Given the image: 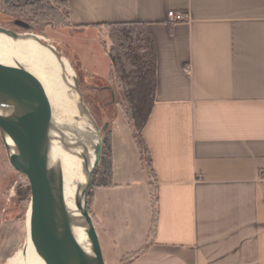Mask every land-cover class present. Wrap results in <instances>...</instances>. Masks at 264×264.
Returning <instances> with one entry per match:
<instances>
[{"label": "crops", "instance_id": "0c3cea01", "mask_svg": "<svg viewBox=\"0 0 264 264\" xmlns=\"http://www.w3.org/2000/svg\"><path fill=\"white\" fill-rule=\"evenodd\" d=\"M68 7L74 31L147 24L157 52L142 132L156 176L155 228L150 185L122 116L111 129L112 186L95 188L89 202L101 246L122 247L118 264L134 253L125 264H264V0ZM169 12L188 18L173 22Z\"/></svg>", "mask_w": 264, "mask_h": 264}, {"label": "water", "instance_id": "95a60500", "mask_svg": "<svg viewBox=\"0 0 264 264\" xmlns=\"http://www.w3.org/2000/svg\"><path fill=\"white\" fill-rule=\"evenodd\" d=\"M14 24L26 32L30 29L22 21ZM0 34L13 40L31 36L42 44L39 36L30 33L19 35L0 27ZM89 119L95 137L92 159L80 132L57 120L52 95L42 80L22 65L0 62V139L9 166L29 185L26 237L39 264H105L89 212L102 137L96 122ZM107 127L105 123L102 131ZM61 152L79 158L83 165L81 180L73 183L72 205L64 195Z\"/></svg>", "mask_w": 264, "mask_h": 264}, {"label": "trees", "instance_id": "16d2710c", "mask_svg": "<svg viewBox=\"0 0 264 264\" xmlns=\"http://www.w3.org/2000/svg\"><path fill=\"white\" fill-rule=\"evenodd\" d=\"M2 11L15 16L14 21H22L29 25L30 30H37L39 23L46 22V13L54 12L52 21L59 26L71 28L69 22L68 0H54L56 4L48 9L52 0H0ZM60 6L64 11L59 12ZM51 15V14H50ZM43 19V20H42ZM41 20V21H40ZM104 54L110 64V75L116 85L111 90V99L121 107L131 136L138 149L141 163L150 185L153 228L157 218V188L156 176L152 166L149 150L142 138V132L153 109L156 95L157 52L153 36L147 24L144 23H101L94 25ZM109 40L106 46L105 40ZM105 168L95 170L92 179L93 188L112 186V132L105 131L102 135V151L100 163ZM19 201H30V190L26 183L22 191L17 190ZM89 195V202L90 197ZM23 218V217H22ZM154 230V229H153ZM137 253L122 258L120 264H125Z\"/></svg>", "mask_w": 264, "mask_h": 264}, {"label": "rangeland", "instance_id": "374dc122", "mask_svg": "<svg viewBox=\"0 0 264 264\" xmlns=\"http://www.w3.org/2000/svg\"><path fill=\"white\" fill-rule=\"evenodd\" d=\"M53 1L48 9L52 10L51 7L56 4ZM63 11V7L60 6L59 12L62 14ZM40 12H45L47 17H44L46 22L39 23L37 30L26 32L16 29V27L15 29L19 33L25 32L41 37L42 45L51 46L57 58L68 61L72 74L68 75L64 72L63 77L74 94L73 106L75 108L78 103V108H83L86 111V113H82L84 121L79 125H87L90 116L99 127L102 137L104 134L102 126L108 123L106 131L111 130L113 124L123 114L121 107L110 101L111 90L116 88V85L109 78L110 64L104 57L98 33L96 36L97 31L95 30H92L93 34L92 32L70 30L52 21L54 12H50V10ZM14 17L7 11H2L0 1V27H12ZM103 39L108 47L109 40ZM95 64H98L99 68H96ZM75 82H77V88ZM124 127L128 128L126 125ZM104 163L107 162L100 163L99 161L96 169L103 170ZM26 183L28 184L26 178L9 166L0 139V264H10V261L18 253L21 256L24 253L26 245L25 220L30 201L28 203L19 201L17 190L22 191ZM94 189L91 186L89 195ZM101 248L105 264H118L117 260L121 257L122 247L104 248L101 246Z\"/></svg>", "mask_w": 264, "mask_h": 264}, {"label": "bare ground", "instance_id": "6f19581e", "mask_svg": "<svg viewBox=\"0 0 264 264\" xmlns=\"http://www.w3.org/2000/svg\"><path fill=\"white\" fill-rule=\"evenodd\" d=\"M39 39L42 40L41 37ZM0 62L9 65H22L42 80L52 95L57 120L61 125L75 128L80 132L82 141L89 148L90 158L92 159L91 145L95 143L94 130L91 127L90 119L87 121V125H79L84 121L83 115L78 108V103L74 108V94L63 77L64 72L68 75L72 74L68 61L57 58L51 48L40 44L31 36L13 40L0 34ZM61 165L65 199L72 205L74 198L73 183L81 180L83 165L79 158L66 152H61ZM28 218L29 208L25 220V236L28 228ZM10 264H39L34 257L27 237L23 255L21 256L18 253L10 261Z\"/></svg>", "mask_w": 264, "mask_h": 264}, {"label": "built area", "instance_id": "2783aa9c", "mask_svg": "<svg viewBox=\"0 0 264 264\" xmlns=\"http://www.w3.org/2000/svg\"><path fill=\"white\" fill-rule=\"evenodd\" d=\"M168 18L173 22H183L186 21L188 17L182 13L169 12ZM262 184L264 185V173L262 175Z\"/></svg>", "mask_w": 264, "mask_h": 264}, {"label": "flooded vegetation", "instance_id": "af4514ba", "mask_svg": "<svg viewBox=\"0 0 264 264\" xmlns=\"http://www.w3.org/2000/svg\"><path fill=\"white\" fill-rule=\"evenodd\" d=\"M15 27H16V29H22V30H24L23 28H21V27L15 25V24H14V21L12 22V27H10V28H5V29H7V30H9V31H12V32H14V33H16V34H19V35H23V34L25 33V32H23V33H19V32L15 29ZM24 31H25V30H24Z\"/></svg>", "mask_w": 264, "mask_h": 264}]
</instances>
